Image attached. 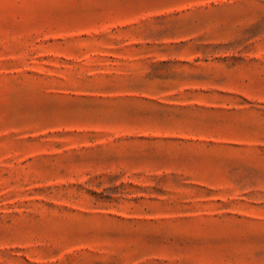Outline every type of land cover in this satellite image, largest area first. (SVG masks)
Segmentation results:
<instances>
[{"label":"rangeland","instance_id":"374dc122","mask_svg":"<svg viewBox=\"0 0 264 264\" xmlns=\"http://www.w3.org/2000/svg\"><path fill=\"white\" fill-rule=\"evenodd\" d=\"M0 264H264V0H0Z\"/></svg>","mask_w":264,"mask_h":264}]
</instances>
